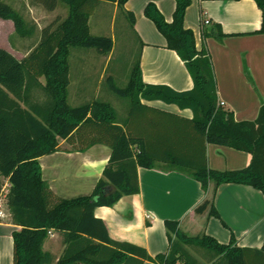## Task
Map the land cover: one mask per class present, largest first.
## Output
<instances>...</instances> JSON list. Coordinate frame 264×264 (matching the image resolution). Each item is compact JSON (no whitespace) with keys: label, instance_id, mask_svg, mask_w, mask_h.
Segmentation results:
<instances>
[{"label":"trees","instance_id":"16d2710c","mask_svg":"<svg viewBox=\"0 0 264 264\" xmlns=\"http://www.w3.org/2000/svg\"><path fill=\"white\" fill-rule=\"evenodd\" d=\"M102 1L117 3L133 30L135 15L125 9L128 0H32L48 10H55L62 2L68 14L56 27H45L39 43L23 59L0 47V192L7 179L10 217L21 227L12 232L13 264H203L192 250L205 256L210 264H264V242L255 249L237 246L234 236L230 243H220L208 234L189 235L180 229L178 221L170 219L165 220L168 250L152 257L142 246L111 238L104 221L95 216L97 207L113 206L121 197L140 192L138 167L153 168L157 160L178 166L190 164L176 152H152L144 137L132 133L130 123L111 100L93 98L77 105L70 102L71 49H95L105 57L114 50L110 35L91 30L90 17ZM255 1L263 13L257 32L264 33V0ZM175 2L170 22L154 2L145 6L144 13L165 36L167 47L185 62L194 87L177 91L163 84H146L140 65V42V52L128 77H117L122 73L115 67L107 78V89L114 97L130 102L132 109L143 106L141 98L190 108L193 118L183 120L192 124L204 144L230 146L252 154L251 163L240 169L210 168L205 151L201 163L191 164L192 176L205 192L214 184L212 197L197 206L196 212L208 210L209 216L220 218L215 195L221 184L250 185L264 193V102L256 119L240 121L220 104L209 49L205 44L198 49L193 30L185 26L191 0ZM0 18L12 20L22 38L36 33V26L6 0H0ZM225 35L216 26L203 32L204 37L218 39ZM62 140L81 149L97 143L112 149L103 176L91 194L61 198L43 179L39 157L61 150ZM52 230L63 238L64 249L58 259L44 249Z\"/></svg>","mask_w":264,"mask_h":264},{"label":"crops","instance_id":"0c3cea01","mask_svg":"<svg viewBox=\"0 0 264 264\" xmlns=\"http://www.w3.org/2000/svg\"><path fill=\"white\" fill-rule=\"evenodd\" d=\"M149 2H154L169 22L176 7L175 0H128L125 4V9L135 15L133 31L142 45V79L146 84H163L177 91L191 90L194 81L185 62L175 50L167 47L165 36L144 13ZM111 6L114 12H120L117 3L102 1L95 13ZM94 14L90 17L91 27ZM122 17L127 25L126 17L123 14ZM203 18H208L210 23L203 25ZM262 21L263 13L255 0H191L185 13V26L193 30L197 48L205 44L211 54L219 101L239 121L256 119L264 102V33L257 32ZM102 22L100 14L97 25ZM211 26L226 35L222 39L204 37L203 32ZM33 47L26 49L25 54L17 49V56L12 49L7 50L23 59ZM94 53L104 57L106 62L113 56V53L106 57ZM87 67L83 59H78L77 70L82 77L74 98L81 102H85L86 92L92 87L91 78L86 76ZM69 98H72L71 92ZM111 103L130 123L132 133L148 141L152 152H176L190 162L178 166L157 160L153 168L138 167L139 193L125 195L113 206L95 209V216L104 221L111 238L142 246L155 257L168 250L165 220L170 219L178 221L180 229L192 236L208 234L225 244L234 236L239 247H262L264 193L250 185L224 183L215 195L220 218L209 216L208 210L198 213L197 206L212 197L214 184L205 192L201 183L193 178L190 167L192 163L202 162L201 153L205 151L210 168L240 169L251 163V153L225 145L204 144L192 124L183 120L193 118L190 108L183 109L159 99L141 98L143 106L134 109L130 102L118 98ZM111 152L109 146L100 143L81 149L62 140L61 150L39 157L43 179L58 197L71 199L89 195L103 176ZM20 228L12 220L0 221V264H13L12 232ZM51 232L44 249L58 259L64 249L63 238L60 232ZM58 245L61 250L57 254Z\"/></svg>","mask_w":264,"mask_h":264},{"label":"rangeland","instance_id":"374dc122","mask_svg":"<svg viewBox=\"0 0 264 264\" xmlns=\"http://www.w3.org/2000/svg\"><path fill=\"white\" fill-rule=\"evenodd\" d=\"M6 2L22 13L26 21L34 24L37 28L34 36L22 38L15 32V25L12 20L0 18V47L12 49L16 56L17 49L20 53L25 54V51L27 52L26 49L39 43L41 32L45 27H56V25L68 14V7L62 2H59L55 10H48L42 4L33 3L32 0H6ZM98 12L99 11H97L94 14V17H92L91 30L96 34L110 35L114 39L113 59L110 61V58L109 62H106L104 57H100L94 53L96 52L95 49L80 47H74L71 49L70 61L72 85L70 86V92L72 98L70 102L72 104L80 103L82 101L74 98L77 84L82 77L81 72L77 70L78 59L84 60L85 66H88L86 76L91 78L90 83L92 87L86 92L85 101L93 98H107L112 101V99H117L118 97H114L116 95L111 92L109 93L107 89L108 76L111 73H114L115 67H119L122 74H116V76L120 77L125 75L123 77H128L130 67L136 60L141 49L139 39L129 24L124 25V17L121 16L122 14L120 12H114L112 6L100 9V12ZM100 14L103 18V22L102 25H97V19L100 17ZM21 49H24V51ZM78 56L80 58H78ZM19 57L21 58L22 55L19 54ZM106 68L107 71H105ZM11 220L12 218L9 217L4 221ZM49 236H51L50 233ZM60 250V245H58L55 252L58 254ZM192 253L196 255L203 264H210L206 257L201 253L194 250H192Z\"/></svg>","mask_w":264,"mask_h":264},{"label":"built area","instance_id":"2783aa9c","mask_svg":"<svg viewBox=\"0 0 264 264\" xmlns=\"http://www.w3.org/2000/svg\"><path fill=\"white\" fill-rule=\"evenodd\" d=\"M210 20L208 18H203L202 24L206 25L209 24ZM221 105H223V102H220ZM9 181L7 179H5L2 188H1V192H0V221H4L7 218H9L11 216L10 214V210L7 204V194L9 191ZM50 234H52L51 231H49ZM152 264H165L162 262H154ZM175 264H181L180 262H177Z\"/></svg>","mask_w":264,"mask_h":264}]
</instances>
